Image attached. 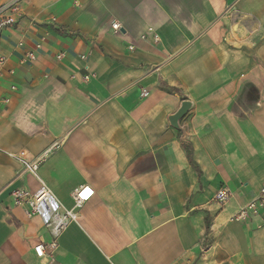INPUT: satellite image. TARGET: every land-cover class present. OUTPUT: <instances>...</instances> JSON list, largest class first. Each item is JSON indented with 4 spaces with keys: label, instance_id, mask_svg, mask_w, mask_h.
<instances>
[{
    "label": "crops",
    "instance_id": "0c3cea01",
    "mask_svg": "<svg viewBox=\"0 0 264 264\" xmlns=\"http://www.w3.org/2000/svg\"><path fill=\"white\" fill-rule=\"evenodd\" d=\"M19 16L0 34V264H40L49 234L10 197L40 183L66 209L93 190L59 263L264 264V211L235 220L264 184V0H19Z\"/></svg>",
    "mask_w": 264,
    "mask_h": 264
},
{
    "label": "built area",
    "instance_id": "2783aa9c",
    "mask_svg": "<svg viewBox=\"0 0 264 264\" xmlns=\"http://www.w3.org/2000/svg\"><path fill=\"white\" fill-rule=\"evenodd\" d=\"M19 0L0 7V34L6 28H12L17 25L19 20ZM118 23L111 24V30L114 32L120 31ZM152 36V41L157 43L159 36L155 33L152 27L147 28L146 34L141 36V40L145 41L147 35ZM132 49V47H129ZM62 56H58L60 59ZM84 59V57H81ZM33 60V56L29 54L26 60ZM24 61V60H23ZM0 64H4V60H0ZM147 92L143 89L140 92V97H146ZM57 148L54 144L45 150L41 156L32 162H25L24 171L36 173L40 164L44 162L49 154ZM93 190L88 186H81L75 189L70 198L72 206L69 209L64 208L61 203L54 197L51 191L40 183L36 191L30 192L25 189H14L10 192L12 203L16 208L23 211L26 218L30 219L38 217L49 234L47 242H38L32 247L34 257L40 264H62L55 260L54 253L58 249V241L60 236L67 230L69 226L76 223L79 219V210L91 199ZM230 198V193L226 188H220L215 196L214 201L218 205H224ZM264 211V184L260 187L257 195L247 202L238 211L235 220L242 221L247 216H256Z\"/></svg>",
    "mask_w": 264,
    "mask_h": 264
},
{
    "label": "water",
    "instance_id": "95a60500",
    "mask_svg": "<svg viewBox=\"0 0 264 264\" xmlns=\"http://www.w3.org/2000/svg\"><path fill=\"white\" fill-rule=\"evenodd\" d=\"M188 108H189V103L188 102H182L179 110L173 116H171L169 118V124L172 127L177 128L179 120L185 115Z\"/></svg>",
    "mask_w": 264,
    "mask_h": 264
},
{
    "label": "trees",
    "instance_id": "16d2710c",
    "mask_svg": "<svg viewBox=\"0 0 264 264\" xmlns=\"http://www.w3.org/2000/svg\"><path fill=\"white\" fill-rule=\"evenodd\" d=\"M183 148L185 150L186 153V157L188 162L195 168H197L196 164L194 163L193 159H192V149L190 145H183ZM207 227H208V223H207Z\"/></svg>",
    "mask_w": 264,
    "mask_h": 264
}]
</instances>
